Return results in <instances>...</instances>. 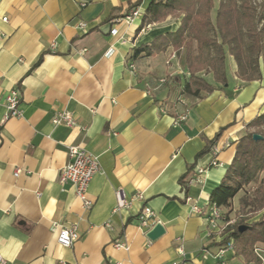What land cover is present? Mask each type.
I'll return each mask as SVG.
<instances>
[{
	"label": "crops",
	"instance_id": "obj_1",
	"mask_svg": "<svg viewBox=\"0 0 264 264\" xmlns=\"http://www.w3.org/2000/svg\"><path fill=\"white\" fill-rule=\"evenodd\" d=\"M135 1L0 0V255L7 264H217L212 254L221 244L207 239L203 216L191 206L210 204L236 142L264 113V76L238 80L233 63L226 85L210 75V94L200 92L189 105L173 102L171 83L156 80L170 73L161 56L172 49L131 56L179 21L137 33L140 18L119 23ZM12 89L22 116L4 119ZM59 111L76 125L53 126ZM69 146L99 163L86 192L88 211L72 185L58 181ZM212 146L221 166L198 182L197 169L214 158ZM117 190L129 206L114 212ZM143 206L164 228L154 241L137 223ZM53 224L75 227L70 248L57 243ZM226 258L241 263L232 252Z\"/></svg>",
	"mask_w": 264,
	"mask_h": 264
},
{
	"label": "trees",
	"instance_id": "obj_2",
	"mask_svg": "<svg viewBox=\"0 0 264 264\" xmlns=\"http://www.w3.org/2000/svg\"><path fill=\"white\" fill-rule=\"evenodd\" d=\"M139 3L136 0L128 11ZM212 10L214 0H147L137 33L164 21L167 16L181 17L179 26L173 32L158 35L150 44L135 48L131 57L153 56L169 48L175 54L183 52L188 74L183 93L195 98H199L200 92L210 94L215 90V86L199 75L201 72H209L215 83L226 85V56L236 66V79L243 82L261 79L264 76V0L258 6L252 0H219L213 19ZM246 129L236 142L234 156L220 184L211 192L209 203L225 210L227 217L232 212L231 200L244 187L255 183V201L259 206L246 213L250 215L247 219L260 211L262 215L250 223H245L244 218L235 222L227 228L229 234L220 244L231 240L240 264H259L255 248L264 247V113L256 116ZM254 135L260 138L255 139ZM238 211L243 213L244 206L240 205Z\"/></svg>",
	"mask_w": 264,
	"mask_h": 264
},
{
	"label": "built area",
	"instance_id": "obj_3",
	"mask_svg": "<svg viewBox=\"0 0 264 264\" xmlns=\"http://www.w3.org/2000/svg\"><path fill=\"white\" fill-rule=\"evenodd\" d=\"M140 3L138 6L133 7L129 10L123 17L119 20V23H123V25H133L136 20H138L142 14L141 9L147 0H139ZM1 20L6 21V18H2ZM80 26L84 27V24H80ZM150 26V25H149ZM147 26L146 28H148ZM145 28V29H146ZM111 36H116L118 34L117 29H111ZM112 53V50L109 51V54ZM170 60L175 57V53L170 54ZM131 69H134L131 66ZM160 82L164 83L165 80L161 79ZM5 107L6 114L4 119L8 118H20L22 116L21 111L19 110L20 96L19 92L15 89L10 90L5 96ZM51 123L53 126H65V127H73L76 125V118L67 111H59L56 112L52 119ZM213 160L210 161L209 164L205 167H200L197 169L198 179L200 182L201 178L207 172L209 168L221 166L217 160V155L219 153V148L216 146H212L210 149ZM68 162L65 166H63L58 174V181L60 184L70 183L74 188V194L81 201L82 208L84 211H88L91 207V202L86 198V192L88 189V185L90 184L94 175L99 171V163L97 159L86 152L84 149L79 146H69L67 150ZM20 170L17 169L14 172V176L17 177L20 174ZM187 179V178H185ZM117 197V206L114 208V212L118 211V209L125 208L129 206V201L125 198L123 192L117 190L115 192ZM135 199L142 201L143 196L141 193H137L135 195ZM192 211L197 214L203 216L205 222V233L207 239L211 241H219L216 243H221L229 233L227 228L232 226L235 223V220L226 217V211L215 204H208L206 208L201 209L195 204L192 206ZM139 227L146 234L149 232L156 224H158V219L155 212L148 206H143L140 214L138 215ZM53 228L57 231L56 241L57 243L65 248H70L73 242L77 238V232L74 226L71 227H61L57 224H53ZM233 242L229 240L228 242L221 244L217 247V251L212 254L213 259L217 262V264H228L226 254L228 252H233ZM115 248H123L127 249V246L121 242L114 243ZM179 253L183 255L182 249H178ZM255 253L257 255L258 260H260L259 264H264V247L257 246L255 248ZM0 264H7V262L0 255ZM59 264H63V262H59ZM65 264V263H64ZM171 264H189L186 260H181L178 262H172Z\"/></svg>",
	"mask_w": 264,
	"mask_h": 264
},
{
	"label": "rangeland",
	"instance_id": "obj_4",
	"mask_svg": "<svg viewBox=\"0 0 264 264\" xmlns=\"http://www.w3.org/2000/svg\"><path fill=\"white\" fill-rule=\"evenodd\" d=\"M252 1L257 6L258 4L261 3V0H252ZM218 2L219 0H214V10L217 7ZM257 8L259 10V7ZM214 10L211 11L212 19L214 18V12H213ZM180 18L181 17L177 18V17L167 16L164 21L157 23V24H161L165 21L167 22L168 21H179L180 22ZM262 22H264V20ZM167 53L168 54L162 55L161 57H163L165 61V65L170 67L169 69H171V71L167 76L160 77L156 80L161 86L167 85L169 84V82L171 83L169 85V87H171L170 97H171V100H173V102H182L184 104L189 105L190 103L194 101L195 98L193 96L183 93V86L188 78V74L184 66V55H183L184 53L181 52V53L175 54V57L172 58L171 60H170V56H171L170 54L174 53V51L171 50ZM158 59L162 60L161 58H158ZM233 63H234L233 60L229 56H226V65L227 66L233 65ZM199 75L202 76L204 79L210 80L211 74L207 71L201 72ZM176 78L178 79V81H176ZM161 79H164L165 82L164 83L160 82ZM254 189H255V183L247 187H244L240 192H238V194L231 200L232 212L229 213V215L227 216L228 218L235 220L236 223H238L241 218H244L246 219L245 223H250L251 221L256 220V218L258 219V217L262 215L263 211H260V213H258L251 219L249 218L247 219V217H249L250 215L249 213L248 214L246 213L248 211L251 212L252 210L257 209V207L259 206L257 205L255 201L256 195H254ZM240 205L244 206L243 213L238 211Z\"/></svg>",
	"mask_w": 264,
	"mask_h": 264
},
{
	"label": "water",
	"instance_id": "obj_5",
	"mask_svg": "<svg viewBox=\"0 0 264 264\" xmlns=\"http://www.w3.org/2000/svg\"><path fill=\"white\" fill-rule=\"evenodd\" d=\"M255 139L260 138L258 135H254ZM245 228V227H244ZM164 233V228L161 224H156L149 232H147L146 236L149 240L154 241L160 237Z\"/></svg>",
	"mask_w": 264,
	"mask_h": 264
}]
</instances>
